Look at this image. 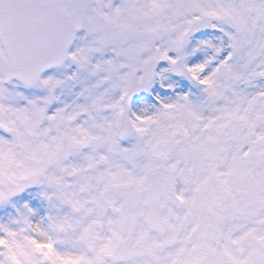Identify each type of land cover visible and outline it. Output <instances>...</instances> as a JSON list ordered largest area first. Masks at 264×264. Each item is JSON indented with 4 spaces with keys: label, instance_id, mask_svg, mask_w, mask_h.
I'll return each mask as SVG.
<instances>
[{
    "label": "snow or ice",
    "instance_id": "obj_1",
    "mask_svg": "<svg viewBox=\"0 0 264 264\" xmlns=\"http://www.w3.org/2000/svg\"><path fill=\"white\" fill-rule=\"evenodd\" d=\"M0 264H264V0H0Z\"/></svg>",
    "mask_w": 264,
    "mask_h": 264
}]
</instances>
